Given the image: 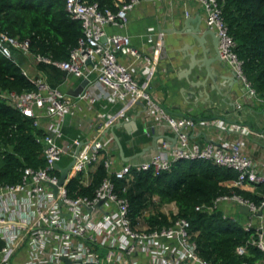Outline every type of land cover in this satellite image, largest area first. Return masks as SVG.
<instances>
[{
	"label": "built area",
	"instance_id": "2783aa9c",
	"mask_svg": "<svg viewBox=\"0 0 264 264\" xmlns=\"http://www.w3.org/2000/svg\"><path fill=\"white\" fill-rule=\"evenodd\" d=\"M139 1L121 0L111 9L100 8L97 3L85 0H65L68 15L81 22L82 36L68 59L52 63L66 74L88 80L76 97L51 86L41 75L31 74L16 59L17 55L32 62L50 61L31 54L28 40H19L0 31V54L20 64L23 75L34 85L32 90L24 92L0 89V98L31 117L33 125L44 130V135L37 137V141L42 144L45 161L43 167H25L19 182L0 184V264H212L198 255L189 221L171 216L177 213L174 203L162 207L169 224L155 228L146 224L132 227L127 199L119 195L113 179L128 180L133 170L152 169L154 174H159L177 160L203 159L235 170L238 186L244 183L264 185V169L260 170L257 162L246 155L240 141L223 148L190 140L188 129L194 126L193 118L168 114L147 86L140 84L133 75L130 66L134 61L150 62L149 70H152V56L132 47L128 35L106 34L104 27L124 25L129 10ZM196 1L203 7L206 27L215 30L218 36V50L223 62L232 69L247 95L264 103L246 80L218 0ZM119 54L127 55L130 62H120ZM90 76L94 78L91 80ZM111 94L121 99L141 100L158 112L176 133V145L169 148L167 144L144 160H129L115 167L113 160L104 156V140L99 134L85 146H81L79 138H74L70 145L81 147L77 153L69 152L73 163L55 193L52 186L57 185L60 176L56 164L70 147L68 144L65 148L57 142L63 135V117L76 104V98L92 105L101 96ZM45 117L50 120H42ZM100 162L107 176L93 195L69 196L66 186L70 179L78 177L81 183L87 184L90 173ZM242 204L247 206L248 213L240 211ZM202 207L196 206V209ZM225 207L233 211L224 210ZM216 208L223 211V217L237 222L235 215L243 214L241 225L248 237L236 246L235 252L247 256L254 247L261 253L255 264H264V192L259 204L235 192L223 194L206 206L209 211ZM242 264L249 263L243 260Z\"/></svg>",
	"mask_w": 264,
	"mask_h": 264
},
{
	"label": "trees",
	"instance_id": "16d2710c",
	"mask_svg": "<svg viewBox=\"0 0 264 264\" xmlns=\"http://www.w3.org/2000/svg\"><path fill=\"white\" fill-rule=\"evenodd\" d=\"M85 1L111 9L118 2ZM218 3L246 80L264 100V0H218ZM0 31L28 40L31 54L47 58L50 62H36L35 67L44 72L50 85L56 86L62 82L65 72L52 62L68 59L82 36V25L68 15L65 0H0ZM20 58L16 56L17 60ZM20 64L0 54L1 90L24 92L34 88L23 75ZM43 135L44 130L34 126L31 117L0 98V184L19 182L25 167L44 166L42 144L37 141ZM236 175L232 168L210 160L180 159L159 174H154L152 169L133 170L128 180L113 181L119 195L127 199L132 227L146 224L155 228L169 224L162 207L174 203L177 213L171 216L189 221L202 259L212 264H242L243 260L255 264L261 253L254 247L247 256L235 252L236 246L248 237L241 223L223 217L220 208L206 209L217 196L231 192L259 204L264 185H256L254 191L243 189L236 185ZM106 176L107 171L100 162L90 173L87 184L81 183L78 177L71 178L66 186L67 194L91 197ZM196 206L203 207L196 209Z\"/></svg>",
	"mask_w": 264,
	"mask_h": 264
},
{
	"label": "crops",
	"instance_id": "0c3cea01",
	"mask_svg": "<svg viewBox=\"0 0 264 264\" xmlns=\"http://www.w3.org/2000/svg\"><path fill=\"white\" fill-rule=\"evenodd\" d=\"M185 17L193 19L191 27L198 25L201 31L207 29L203 7L196 0L186 3L181 0H140L129 10L124 25H107L104 30L106 34L128 35L132 47L152 56V70H149L150 62L141 64L135 61L130 70L140 84L147 86L168 114L193 118L194 126L188 129L190 140L200 145L213 143L223 148L240 141L246 155L263 170L264 103L247 95L240 82L233 80L232 69L228 66L220 68L217 63H212L218 68V90L212 88L210 78L206 80V86L200 83L202 80L205 82L203 71L195 75L194 71L188 70V58L181 60L182 41L176 39L180 36L177 30L182 27ZM183 39L186 43L193 41L186 35ZM207 41H211L209 36ZM199 57L197 55L195 58ZM118 59L122 63L130 62L127 55L119 54ZM18 61L31 74L41 75L47 81L44 72L36 69V62L24 57ZM93 78L90 76L91 80ZM83 79L65 73L62 82L56 87L72 95ZM75 100L76 104L63 117V135L57 140L65 148H68V144L70 146L57 163L60 167L71 161L70 151L85 146L97 134L104 140V156L110 157L115 167L130 159L144 160L167 144L172 148L177 143V135L168 127L165 119L141 100L121 99L115 94L103 95L92 105L77 98ZM231 102L239 106H231ZM215 104L217 108L212 107ZM74 138L80 139V147L70 145ZM153 139L156 148L141 154V150L151 144ZM240 187L250 191L255 189L254 185L248 183ZM228 209L233 211L232 208H224Z\"/></svg>",
	"mask_w": 264,
	"mask_h": 264
},
{
	"label": "water",
	"instance_id": "95a60500",
	"mask_svg": "<svg viewBox=\"0 0 264 264\" xmlns=\"http://www.w3.org/2000/svg\"><path fill=\"white\" fill-rule=\"evenodd\" d=\"M193 19L191 17H185L183 20V25L182 27L177 30L180 36L176 37L178 41H182V54H181V60L183 61L185 58H188L187 62V67L188 70L194 71V74L198 73H204L205 77V82L202 80L200 83L202 85L206 86V80L210 78L212 88L215 90H218V85H217V73L216 70L218 68L216 66H212V63H217V66L220 68H226V64L223 62L222 58L220 57L219 50H218V36L215 32V30L207 28L204 31H201L199 26H192L191 24L193 23ZM188 36L192 38V42L186 43L184 36ZM207 36L210 37V43L207 41ZM192 52H189V51ZM211 51L214 52L213 55H211ZM197 55H200L199 58H195ZM232 78L235 81H238L236 79V76L234 72L232 71ZM88 83V80L84 78L78 88L72 92V96H77L82 89L86 86ZM197 83V82H196ZM198 84V83H197ZM140 104L143 105V103L140 101ZM236 103L231 102V106H235ZM213 108H217L218 106L215 104L212 106ZM146 109V108H145ZM155 140L153 139V142L149 145H147L145 148L141 150V154L144 152L150 150V149H155L156 148V143L154 142ZM79 148L75 150V153H77ZM131 160V159H130ZM129 161V160H128ZM73 163V160H71L66 166L60 167L58 164H56V168L60 171V176L57 182V185H53V191L56 193L58 185H62L67 172L69 168L71 167ZM102 201L99 202V204ZM240 211L244 213H248V209L246 205H240ZM66 262H68L67 259L63 258Z\"/></svg>",
	"mask_w": 264,
	"mask_h": 264
},
{
	"label": "rangeland",
	"instance_id": "374dc122",
	"mask_svg": "<svg viewBox=\"0 0 264 264\" xmlns=\"http://www.w3.org/2000/svg\"><path fill=\"white\" fill-rule=\"evenodd\" d=\"M166 210V208H164V211ZM238 219V222L239 223H242L243 222V219H244V216H243V214H240V217H239V215H235Z\"/></svg>",
	"mask_w": 264,
	"mask_h": 264
}]
</instances>
